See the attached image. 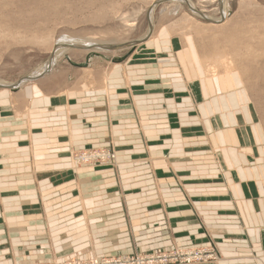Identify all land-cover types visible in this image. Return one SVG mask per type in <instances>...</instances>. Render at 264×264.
Returning <instances> with one entry per match:
<instances>
[{"label":"crops","instance_id":"crops-1","mask_svg":"<svg viewBox=\"0 0 264 264\" xmlns=\"http://www.w3.org/2000/svg\"><path fill=\"white\" fill-rule=\"evenodd\" d=\"M169 27L123 61L63 73L57 60L22 96L0 92V264L123 250L125 236L118 246L95 234L135 230L141 246L213 243L216 264H264L254 111ZM102 146L115 164L71 165L73 149Z\"/></svg>","mask_w":264,"mask_h":264},{"label":"rangeland","instance_id":"rangeland-1","mask_svg":"<svg viewBox=\"0 0 264 264\" xmlns=\"http://www.w3.org/2000/svg\"><path fill=\"white\" fill-rule=\"evenodd\" d=\"M152 1L0 0V27L26 31L28 34L35 32L36 34L49 33L50 35L48 44L41 46L29 42L19 44L12 40L10 41L8 38H0V80L12 83L20 78L27 77L31 72L36 71L41 64L47 62L48 56L52 51L51 48L55 46L58 40H62L65 37L83 36L86 34L99 35V33L103 32L101 37L104 40L122 39L133 41L142 38L149 29L147 15H149L150 11L148 9ZM174 7L176 8L172 12L171 9ZM221 7V0H160L152 9V36L149 39L153 38L155 30L167 25L170 26L171 33L175 34L182 44H188L189 48H194L193 52L189 49L185 51H189L192 54V57L190 55L187 57L188 60L195 59L193 53L200 54L202 60L206 61L209 58L216 59L222 50L246 54L241 58L242 66L245 67V70L243 73L240 71L242 76L238 80L242 82L240 87L241 89L244 88V96L247 97L246 100L252 111H254L255 122L259 125L264 140V0H226V9H228L226 15H224L225 13ZM190 8L195 11L190 10ZM201 13L207 19L201 18L199 16ZM211 19L217 20L216 23L211 21ZM175 24H179L177 25L178 27ZM135 47L129 46L128 48L115 51L96 50L98 52L94 58L106 56L111 59L115 56H123L128 53L129 49ZM252 48L259 52L258 56L252 52ZM185 52L183 53L187 55ZM86 54L87 51L82 49H71L70 52L62 53L61 56L56 58L55 64L58 60L56 69L62 72L67 70L74 72L76 71L75 67L78 66L70 63L67 58L72 59L76 63H84ZM105 60L107 59L105 58ZM98 61L100 63L95 64V67L101 65V60L98 59ZM107 61L110 64L114 63L111 60ZM78 69L83 70V67ZM220 71L223 70L220 69ZM86 72L90 74V76L88 75L89 79L84 77L80 80L81 82L83 80L85 82L92 80V72L90 70H86ZM33 80L31 79L30 81L34 84L38 78ZM30 81L24 87L29 85ZM88 148H83V150ZM102 148L107 149L108 147L102 146ZM75 150L78 151L80 149H73L70 160ZM70 163L73 167L79 166L78 164L75 166L72 160ZM146 234L149 235V233ZM122 236H125L124 239L127 240V243L121 246L124 248L123 250H105L104 253H98L93 248L91 251L84 253L80 249H76L73 254L70 253L47 261L58 262L68 258L85 261L93 257L120 255L135 259L136 255H158L179 249V247L193 246L214 247L218 254L216 261L208 260L206 263L196 262L194 264H216L223 260L219 249L213 243L179 247L174 245L145 247L140 245L142 243L140 242L141 232L137 230L105 235L95 234L96 241H99L101 237L106 239L115 237L118 246L122 244ZM136 237L139 240H136ZM164 264L185 263L179 261Z\"/></svg>","mask_w":264,"mask_h":264},{"label":"bare ground","instance_id":"bare-ground-1","mask_svg":"<svg viewBox=\"0 0 264 264\" xmlns=\"http://www.w3.org/2000/svg\"><path fill=\"white\" fill-rule=\"evenodd\" d=\"M157 1L158 0H153L151 2V4H150L149 9H148V11H150L149 12L150 22H152L151 21V19H152L151 15L153 14L152 13L153 12L152 9L154 7V4L157 3ZM221 3H222V7L221 8L223 9V12L225 13L224 15H226L227 11H228V9H226V0H221ZM175 8L176 7L171 9L172 12L174 11ZM211 21L216 23L217 20L211 19ZM177 25H179V24H175V26H177ZM102 33L103 32L99 33V35H97V34H86V35H83V36H79V35L72 36V37L70 36V37H65L64 39L62 38V40H58L56 42L55 46L51 48L52 51H51L50 54L52 55V58H53L52 61H51L52 62L51 63V68L48 71L43 72L44 70L47 69L46 68L47 62H46L44 64H41V66L39 68H37L36 71L31 72L29 74V76H31V75L44 76L47 72L52 70V67L55 64L56 58L61 56L62 53L64 54V53L70 52L71 49H82L84 51L86 50L87 51L86 55L89 57V60L87 61V64L85 66H88L89 62L92 59H94V56H97V52L98 51H96V50H106V51L121 50V49L128 48L130 45L128 47H119V48H114L112 50H108L106 48H108V46H111V45H114V44L127 45V44H129V42H132V41H125V40H122V39H108V40H104L101 37ZM151 34H152V30L149 32V29H148L146 34L143 35V37L147 35V38L143 41V43H140V44H144V42L149 43L148 39H149L150 36H152ZM49 37H50L49 33L36 34L35 32H33V33H29L28 34L26 31L24 32V31H21V30H18V29H12V28L10 29V28H2V27H0V38H3V39H7L8 38L10 41L12 40L13 42L19 43V44H22V43L24 44V43L29 42V43L37 44V45L41 46V45L48 44L47 42L49 40ZM136 40H138V39H136ZM140 44H137V45H140ZM70 45H72V46L82 45L85 48H76V47H71ZM67 46H70V48H68ZM98 47H100V48H98ZM130 47H133V46H130ZM252 52H254V54L256 56L259 55V52H256L253 48H252ZM245 55L241 54L240 52L238 53L237 51L231 53L229 51L222 50L217 55L216 59H210L209 58V60H207V61L206 60H201L200 61L199 59L198 60L200 61V63L202 62L201 63L202 67H200L201 71H203L204 76L207 79H209V81L211 80L216 86H218L219 84L220 85H224V86H230V87L236 86V90H237L241 86L240 83H242V82H239V80H238V79H240V76H242L240 71L243 73V71L245 70V67L242 66V59H241ZM85 66H78V67H85ZM220 69H222L223 71H220ZM40 77H37V78H40ZM24 78H26V77H24ZM37 78H34V79H37ZM30 80L31 79L27 78L26 80L24 79L22 82L14 81L12 83L0 80V92L2 93L4 91L5 92H9V91H13V90H18L17 95L18 96H22V94L24 93L23 90H25L24 89V85ZM3 85H14V88L13 89L6 88V87H3ZM35 91L38 92L37 89H35ZM243 93L245 94L244 88L241 89V87H240L239 90H237V96L239 97L240 100H243V99L246 100V98H247V97L244 96ZM15 96H16V94H15ZM241 96H244V98L243 97L241 98ZM14 99H13V101H14ZM230 103H231V101H230ZM115 159H116V154H115ZM72 160H74V163L76 165L80 162L75 156L72 157ZM116 160L113 163H115ZM98 258L99 257H96V259H98ZM18 264H27V263H18Z\"/></svg>","mask_w":264,"mask_h":264},{"label":"built area","instance_id":"built-area-1","mask_svg":"<svg viewBox=\"0 0 264 264\" xmlns=\"http://www.w3.org/2000/svg\"><path fill=\"white\" fill-rule=\"evenodd\" d=\"M75 156L80 162L78 165L88 166L97 164H115V151L107 148L90 147L87 150L80 149L74 151ZM218 254L214 247H179L171 252H164L158 255H136L135 259L125 255L93 257L89 260L80 261L75 258L56 261H32L27 264H164L167 262H182L185 264H194L196 262L216 261Z\"/></svg>","mask_w":264,"mask_h":264},{"label":"water","instance_id":"water-1","mask_svg":"<svg viewBox=\"0 0 264 264\" xmlns=\"http://www.w3.org/2000/svg\"><path fill=\"white\" fill-rule=\"evenodd\" d=\"M158 1H160V0H158ZM158 1H157V3H158ZM183 1H185V0H183ZM156 3V4H157ZM155 5V4H154ZM190 10H192V11H194L193 10V8H190ZM148 14V13H147ZM199 16L201 17V18H204V19H207L206 18V16L204 15V14H199ZM147 18H148V26H149V32L152 30V26H151V22H150V18H149V15H147ZM147 38V35L146 36H144L143 38H141V39H138V40H133L132 42H129V44H127V45H123V44H114V45H111V46H108V48H106V49H108V50H112V49H114V48H119V47H128L129 45L130 46H136L137 44H140V43H143V41L145 40ZM71 47H76V48H85L84 46H82V45H77V46H72V45H70ZM70 46H67L68 48H70ZM98 48H100V47H98ZM97 48V49H98ZM86 57V59H85V62L84 63H76V62H74L72 59L70 60V58H67L68 59V61L70 62V63H72V64H74V65H76V66H85L86 64H87V61L89 60V57L86 55L85 56ZM126 57H124V56H115V58H113L114 60V62L115 61H122V60H124ZM52 55L51 54H49V56H48V60H47V66H46V70H44L43 72H46V71H48L50 68H51V61H52ZM41 75H31V76H29V75H27V77L26 78H20L19 80H17V82H22L24 79L26 80L27 78H29V79H34V78H37V77H40ZM15 85V84H14ZM14 85H3V87H6V88H11V89H13L14 88Z\"/></svg>","mask_w":264,"mask_h":264}]
</instances>
